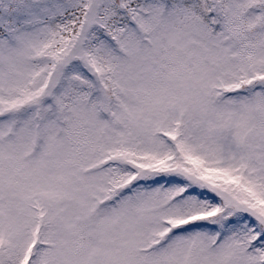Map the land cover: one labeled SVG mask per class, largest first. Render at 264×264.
Segmentation results:
<instances>
[{
    "label": "snow or ice",
    "instance_id": "obj_1",
    "mask_svg": "<svg viewBox=\"0 0 264 264\" xmlns=\"http://www.w3.org/2000/svg\"><path fill=\"white\" fill-rule=\"evenodd\" d=\"M0 264H264V0H0Z\"/></svg>",
    "mask_w": 264,
    "mask_h": 264
}]
</instances>
